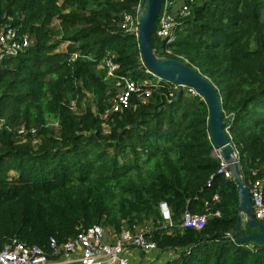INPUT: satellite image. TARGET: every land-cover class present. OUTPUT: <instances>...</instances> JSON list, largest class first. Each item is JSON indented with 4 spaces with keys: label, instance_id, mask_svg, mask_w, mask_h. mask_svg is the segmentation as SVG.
<instances>
[{
    "label": "trees",
    "instance_id": "obj_1",
    "mask_svg": "<svg viewBox=\"0 0 264 264\" xmlns=\"http://www.w3.org/2000/svg\"><path fill=\"white\" fill-rule=\"evenodd\" d=\"M140 1L0 0V28L34 37L0 61V247L17 238L46 250L49 237L61 243L99 224L176 252L165 264H264V243L237 241L236 185L218 173L197 92L183 87L175 98L177 87L158 79L146 99L109 111L123 77H155L121 27ZM60 43L64 53H51ZM151 44L214 84L244 183L264 188V0H194L171 53L154 34ZM186 210L207 214L205 225L182 228Z\"/></svg>",
    "mask_w": 264,
    "mask_h": 264
},
{
    "label": "built area",
    "instance_id": "obj_2",
    "mask_svg": "<svg viewBox=\"0 0 264 264\" xmlns=\"http://www.w3.org/2000/svg\"><path fill=\"white\" fill-rule=\"evenodd\" d=\"M193 1L162 0L152 35L164 40L166 54L171 53L168 45L176 40L178 27L183 18L190 14V4ZM121 27L136 35L137 11L124 13ZM29 42V36L19 35L12 26L0 28V61L23 53ZM105 64L109 67L108 74L112 75L116 65L111 64L109 60ZM150 83V81L137 82L128 76L123 77L120 91L112 99L109 111L118 112L127 108L132 96L140 100L146 99L151 91ZM189 90L191 93L196 92L193 88ZM218 173H223L227 178L231 177L222 159ZM249 194L254 218L263 221V180H255L250 185ZM214 198L217 199L218 196L215 195ZM160 212L170 225V213L165 203H160ZM206 220L207 214L186 210L182 214L180 226L200 229L205 225ZM133 251L142 253V259L136 261L133 258ZM166 251L168 250H160L155 242L146 239L141 232H130L125 229L110 239L101 225L92 224L61 243L54 237H49L46 250L37 245H26L17 238H11L0 247V264H165L161 255L170 256Z\"/></svg>",
    "mask_w": 264,
    "mask_h": 264
},
{
    "label": "water",
    "instance_id": "obj_3",
    "mask_svg": "<svg viewBox=\"0 0 264 264\" xmlns=\"http://www.w3.org/2000/svg\"><path fill=\"white\" fill-rule=\"evenodd\" d=\"M162 0H141L137 9L136 39L141 63L149 73L159 80H166L177 87L176 97L183 87L193 88L207 105V126L212 143L230 171L238 194L237 219L234 227L237 241L264 243V221L253 216L249 189L239 167L237 152L231 142L222 119L221 99L214 84L198 69L185 62L169 57H158L153 50L151 37L160 11ZM174 98V99H175ZM256 227L259 232L252 235L243 232L242 224Z\"/></svg>",
    "mask_w": 264,
    "mask_h": 264
},
{
    "label": "rangeland",
    "instance_id": "obj_4",
    "mask_svg": "<svg viewBox=\"0 0 264 264\" xmlns=\"http://www.w3.org/2000/svg\"><path fill=\"white\" fill-rule=\"evenodd\" d=\"M29 39H30V42H29V45H32L34 43V37L33 36H29ZM65 46H66V43H60L58 44L54 50H52L51 53H57V54H61V53H64L65 51ZM61 60V59H60ZM104 63H106V61H104ZM158 81V78L157 77H152V80H150L151 83H153L154 81ZM120 86L117 88V92L120 91ZM84 103L86 104H90L91 106H93V103H92V100H91V97L89 95H87L86 98H84ZM71 105H72V108L73 110H76V104H75V99H72L71 100ZM51 125H53L54 127L56 126V123H51ZM20 140H22V136L20 134ZM33 141H36V139H34ZM38 142V141H37ZM217 153H218V150L215 149L214 150V154L217 156ZM144 231L147 230V228L144 226H142ZM107 236H109L110 239L113 238V235H110L106 232ZM176 253V252H175ZM161 258L164 262H166L167 260L171 259V257L169 258V256L167 254H163L161 255Z\"/></svg>",
    "mask_w": 264,
    "mask_h": 264
},
{
    "label": "crops",
    "instance_id": "obj_5",
    "mask_svg": "<svg viewBox=\"0 0 264 264\" xmlns=\"http://www.w3.org/2000/svg\"><path fill=\"white\" fill-rule=\"evenodd\" d=\"M170 254L169 258L170 257H173L175 255V252L173 250H168L166 251V253ZM172 253V254H171ZM133 258L137 261L138 259H142V253H137L135 251H133Z\"/></svg>",
    "mask_w": 264,
    "mask_h": 264
},
{
    "label": "bare ground",
    "instance_id": "obj_6",
    "mask_svg": "<svg viewBox=\"0 0 264 264\" xmlns=\"http://www.w3.org/2000/svg\"><path fill=\"white\" fill-rule=\"evenodd\" d=\"M1 121V120H0Z\"/></svg>",
    "mask_w": 264,
    "mask_h": 264
}]
</instances>
